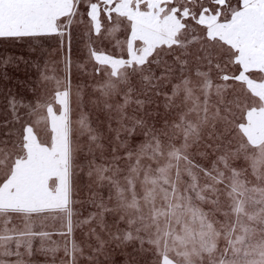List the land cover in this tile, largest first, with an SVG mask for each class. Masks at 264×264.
Returning a JSON list of instances; mask_svg holds the SVG:
<instances>
[{"label": "snow or ice", "instance_id": "snow-or-ice-1", "mask_svg": "<svg viewBox=\"0 0 264 264\" xmlns=\"http://www.w3.org/2000/svg\"><path fill=\"white\" fill-rule=\"evenodd\" d=\"M126 2L101 0L104 15ZM192 4L140 0L139 22L106 31L91 14L95 3L78 4L79 23L88 21L77 36L83 59L74 55L71 26L30 34L57 39L64 74L46 65L40 94L22 101L26 111L0 134V186L29 161L42 126L48 147L63 129L68 185L54 203L0 202V241L70 237L76 248L79 230L95 221L133 246L124 264H264V134L250 131L264 119V98L253 88H264V67H248L239 50L225 55L204 25L203 38L185 35L198 23ZM74 116L90 133L87 151ZM85 202L92 207L81 216Z\"/></svg>", "mask_w": 264, "mask_h": 264}, {"label": "rangeland", "instance_id": "rangeland-1", "mask_svg": "<svg viewBox=\"0 0 264 264\" xmlns=\"http://www.w3.org/2000/svg\"><path fill=\"white\" fill-rule=\"evenodd\" d=\"M4 1L0 0V10L2 11L8 10L5 8ZM11 1L13 8L17 4V8H19L17 12L24 9L28 3L34 4H30L26 8V12L31 13L27 25L24 28L16 30L17 37L19 34L23 38L22 44H19L15 38L13 39L7 33L3 43L0 45V52L9 50L15 54L21 53L22 55H30V57L34 56L39 66L38 68H34L35 70L31 73L23 71V75L20 77L17 74L18 68H15L14 65L12 67L9 66V69L3 71V73L0 72V134H3L7 128L12 127V124L7 122H14L18 112L23 113L26 111L25 108L21 107V102L30 104L40 94L39 82L41 70L45 69L46 65L48 72H55L57 76L64 74L63 66L60 63L61 52L57 47L58 41L53 42L56 39L41 40L39 37L30 34L55 32V29L61 25L63 26V10H70L71 7L73 12L66 19L67 26H71L74 30V55H78L83 59V49L81 47L83 41L77 39V36L82 34L84 28L88 25V21L85 16L83 17L84 23H79L81 20L80 12L84 10L82 8L78 10V4L95 3L96 7L90 10L91 14L97 17V25L105 31L117 26L123 30L128 25L129 19L139 22L143 18L139 8L140 0H135L136 7L133 6L134 0H127L126 3H122L119 6L118 14L111 17L104 15L106 9L103 7L101 0ZM203 1L193 0L191 7L193 11L199 12V15L193 18L198 23L190 24L185 35L195 34L203 38L205 28L201 27V25H204L207 28V35L212 37L214 45L218 46L221 51L227 52H225V55H229L231 51L239 50L248 67H264V0H238L244 8H248V10H252L253 13L257 14V16H250V25L246 27L242 26L238 18H234V14L231 16L232 23H228L229 21L220 23L216 20L217 17H215L217 13L214 12V3L206 0L205 2L209 4H205V2L202 3ZM71 2L75 4L74 9L71 6ZM236 2L237 0H234V4ZM33 5L34 7H32ZM201 8L203 11H200ZM235 8L236 6L232 7L229 9V12H234ZM112 11L116 12L117 10L113 9ZM19 14L25 15L23 13ZM252 17L257 21L256 24H259L258 26L251 24ZM107 43L108 41H105V46H107ZM17 77L24 78V80H28L29 82L38 81V83L30 89L25 86H18L16 83ZM49 87H53L51 82H49ZM253 88L257 95L264 98V88L258 85H253ZM99 119H104L103 114L99 115ZM76 121L77 117L74 116L72 120L73 132L80 144L84 146V151H87L90 133L83 129ZM93 126H95V122ZM250 131L252 135L264 134V119H258L255 127ZM39 132V139L35 136L32 138L29 161L21 165L19 170L13 173L3 186H0V202L22 200L25 203L39 206L56 202L55 193H62L66 190L70 170V156L63 129L55 128L51 137L52 147L47 146L49 140L47 130L42 126ZM2 175L3 173L0 172V177ZM81 195L83 196V191ZM84 204H87V202ZM84 204L82 207L78 206L81 216H86L90 211L89 204V210H85ZM92 225L95 227V232L91 230ZM92 225H85L79 230L76 248L73 247L70 237H13L10 240L0 241V264H18L20 261H23L24 264H99L101 261L98 259L100 242H97L99 240L97 239V235L105 241L109 234L106 233V236L103 237V234L100 232H106L108 228L102 229L96 223ZM19 239H22L24 244L20 248H17L16 241ZM53 239L59 245L54 252L47 247V245L53 243ZM29 240L32 241L31 249L27 246ZM42 245L44 246L42 247ZM122 246L125 252L127 247ZM128 248L131 251L130 256L136 255L133 252L132 245L129 244ZM130 256H126L127 260Z\"/></svg>", "mask_w": 264, "mask_h": 264}, {"label": "trees", "instance_id": "trees-1", "mask_svg": "<svg viewBox=\"0 0 264 264\" xmlns=\"http://www.w3.org/2000/svg\"><path fill=\"white\" fill-rule=\"evenodd\" d=\"M206 0H204L202 3H204ZM214 3L215 5V9L214 12L217 13L215 14L216 20H218L220 23L224 22V21H229L228 23H232V19L231 16L234 14V18H238L239 21L242 23V26H249L250 22H249V18L250 16H257V14L253 13L252 10H248V8H244L240 2L237 0L236 4H234V0H210ZM39 2V1H38ZM36 2V3H38ZM30 4H34V3H30ZM28 3V5H30ZM205 4H209L208 2H205ZM4 5L5 8H7L8 10L6 11H2L0 10V45L3 43L4 41V37L7 33H9V36H12L13 39L15 38L16 41L19 44H22L23 38L21 35L18 34L17 37V29L19 28H24L28 21H29V16L31 17V13L26 12V8L27 6L20 10L19 12H17V4L15 5V7L13 8L12 5V1L11 0H5L4 1ZM74 3L71 2V6L74 9ZM236 6V8L234 9V12H229V9H231L232 7ZM34 7V5L32 6ZM30 8V6H29ZM26 12V13H25ZM72 9L70 7V10H63L62 12V19H63V26L55 29V32H59L60 34H64L65 30L68 28V23H67V17L68 15H70L72 13ZM19 13H23L25 15H20ZM229 13V14H228ZM17 14V15H16ZM257 21L254 19V17H252V23L251 24H256ZM21 25V26H19ZM259 24H256V26H258ZM19 26V27H18ZM52 33V32H51ZM55 39V38H53ZM47 40H51V39H47ZM56 40H54L53 42H56ZM219 42V41H217ZM218 48V46H217ZM229 51V50H228ZM224 54H226L224 52V50L222 51ZM30 55H22L21 53H17L15 54L14 52H10L9 50H5L4 52H0V72L3 73V71L9 69V66H13L16 68H18L17 74L20 77L21 75H23V71H28V72H32L35 69L34 68H38L39 64L36 62V58L30 57ZM37 57V55H36ZM11 58V59H10ZM9 63H11V65H9ZM17 80V85L18 86H25L26 88L28 87L29 89L33 86H35L38 81H31L29 82L28 80H24V78H16ZM26 81V82H25ZM36 82V83H35ZM4 132V131H2ZM85 205V210L88 209V203L84 204ZM89 209H91V205H89ZM82 207V206H81ZM88 209V210H89ZM112 217L109 216L106 220V225L111 223L112 221ZM93 223H96L95 221H93ZM98 225V224H96ZM93 226V225H92ZM90 226V227H92ZM99 227V226H98ZM100 228V227H99ZM103 234V237L106 236L105 234H109V236L107 237V239H105V244L104 247L101 249V245L99 244V255H98V259H100L101 261L99 262V264H124L122 263L123 261H127L126 256H130L131 251L127 246V250L124 252L123 251V246L122 244H120L119 241L112 239L110 236V232L109 230H107L106 232H100ZM97 242H100V240H97ZM120 252V253H119ZM122 252V253H121ZM124 252V253H123ZM127 253V255H126ZM116 257V258H114ZM123 260V261H122ZM122 261V262H121Z\"/></svg>", "mask_w": 264, "mask_h": 264}]
</instances>
